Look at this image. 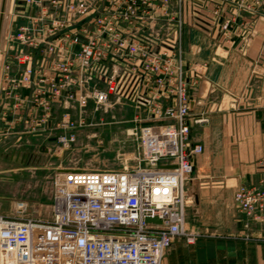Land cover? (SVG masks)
<instances>
[{
    "label": "built area",
    "instance_id": "1",
    "mask_svg": "<svg viewBox=\"0 0 264 264\" xmlns=\"http://www.w3.org/2000/svg\"><path fill=\"white\" fill-rule=\"evenodd\" d=\"M23 3L0 54V132L20 126L53 140L55 151L86 132L101 144L86 129L90 115L124 103L135 147L129 159L120 154L118 170L57 167L47 217L0 213V264H161L175 238L195 235L187 185L203 147L190 129L208 121L190 115L197 78L185 29L245 39L264 0ZM233 198L248 221L264 223L263 187L242 184Z\"/></svg>",
    "mask_w": 264,
    "mask_h": 264
},
{
    "label": "crops",
    "instance_id": "2",
    "mask_svg": "<svg viewBox=\"0 0 264 264\" xmlns=\"http://www.w3.org/2000/svg\"><path fill=\"white\" fill-rule=\"evenodd\" d=\"M23 4L7 0L0 46L8 16ZM183 44L197 78L190 115L204 113L208 121L190 129V141L203 147L187 185L188 228L195 235L192 241L175 238L161 264H264V223L248 221L233 198L242 184L264 188V17L245 39L187 27ZM21 163L0 158V193L4 182H19L16 169L7 167Z\"/></svg>",
    "mask_w": 264,
    "mask_h": 264
},
{
    "label": "rangeland",
    "instance_id": "3",
    "mask_svg": "<svg viewBox=\"0 0 264 264\" xmlns=\"http://www.w3.org/2000/svg\"><path fill=\"white\" fill-rule=\"evenodd\" d=\"M11 19L12 15H9L7 21ZM0 47L3 48L4 43ZM132 115V108L124 103L115 106L108 113L90 115L93 126L86 129L100 136L103 142L98 144L97 139H88L86 136H89L90 132H86L79 135L70 149L63 151H55L52 147L53 140L44 135L22 133L20 126H16L18 131L15 132H0V158L12 156L23 159L21 165L7 167L16 169L14 173L11 170L6 173L16 175L19 182H4L2 187L4 193H0V213L49 216L53 180L57 167L59 170L61 168L120 169L122 166L120 154H124L125 157L129 155L131 158L135 147V142L127 132V120ZM36 188H40L44 193L36 196L34 193L27 192ZM187 212L188 210L186 211V227L188 228L191 221Z\"/></svg>",
    "mask_w": 264,
    "mask_h": 264
},
{
    "label": "water",
    "instance_id": "4",
    "mask_svg": "<svg viewBox=\"0 0 264 264\" xmlns=\"http://www.w3.org/2000/svg\"><path fill=\"white\" fill-rule=\"evenodd\" d=\"M5 5H6V0H1L0 1V36H1V29H2V25H3ZM146 221L159 222V220L157 218H151V217H147Z\"/></svg>",
    "mask_w": 264,
    "mask_h": 264
},
{
    "label": "bare ground",
    "instance_id": "5",
    "mask_svg": "<svg viewBox=\"0 0 264 264\" xmlns=\"http://www.w3.org/2000/svg\"><path fill=\"white\" fill-rule=\"evenodd\" d=\"M6 2H7V0H6ZM5 6H6V5H5ZM4 12H5V10H4ZM5 17H7V14H6ZM131 157H132V153H131ZM128 158H130V156H129V155H126V159H128Z\"/></svg>",
    "mask_w": 264,
    "mask_h": 264
}]
</instances>
